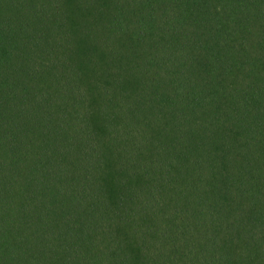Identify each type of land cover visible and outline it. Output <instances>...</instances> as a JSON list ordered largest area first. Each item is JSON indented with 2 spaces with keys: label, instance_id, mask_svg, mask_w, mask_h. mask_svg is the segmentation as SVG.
<instances>
[{
  "label": "trees",
  "instance_id": "16d2710c",
  "mask_svg": "<svg viewBox=\"0 0 264 264\" xmlns=\"http://www.w3.org/2000/svg\"><path fill=\"white\" fill-rule=\"evenodd\" d=\"M0 264H264V0H0Z\"/></svg>",
  "mask_w": 264,
  "mask_h": 264
}]
</instances>
